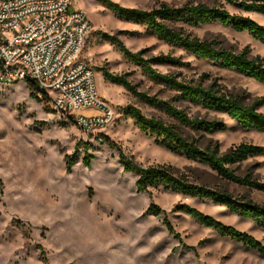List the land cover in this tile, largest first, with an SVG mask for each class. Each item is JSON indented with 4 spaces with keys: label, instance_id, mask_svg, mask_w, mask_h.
<instances>
[{
    "label": "rangeland",
    "instance_id": "1",
    "mask_svg": "<svg viewBox=\"0 0 264 264\" xmlns=\"http://www.w3.org/2000/svg\"><path fill=\"white\" fill-rule=\"evenodd\" d=\"M125 8L150 10L158 2L170 5L202 3L222 5L231 14L249 16L264 25V15L244 13L224 0H111ZM73 6L86 13L92 28L82 59L96 72L100 96L116 111L108 126L84 133L71 121L59 116L48 103L30 96L26 81L13 85L0 82V264H264V256L242 243L200 225L194 218L176 210L187 204L217 221L255 237L264 246V229L238 217L209 199L190 198L150 187L140 193L139 176L126 172L119 150L143 167L166 166L191 183L227 192L235 199L250 200L264 206V191L220 178L208 166L174 154L155 136L139 131L123 108L133 105L148 117H157L179 127L204 149L218 142L221 152L243 143L264 147V130H243L226 115L205 112L177 102L190 116L219 120L226 130L213 134L193 131L177 124L163 112L148 107L119 85L104 78V70L127 74L138 89L169 98L171 94L144 77L108 41L115 36L131 51L149 49L150 55L167 53L171 47L153 36L144 26L128 22L106 9L97 0H73ZM202 40H215L220 47L236 53L248 48L251 57L264 58V45L246 32L210 23L186 27ZM191 64L189 69L157 66L160 72L177 73L188 78L202 74L219 79L226 93L246 104L264 97V84L218 64L199 60L176 49ZM42 98L43 95H37ZM264 111V105L260 108ZM82 114L93 115V109ZM105 136L117 145L110 148L100 141ZM79 145L77 161L70 170L67 162ZM90 156L87 166L83 161ZM240 176L250 174L264 183V154L251 157L235 167ZM154 204L163 211L148 214ZM165 219L179 239L169 233Z\"/></svg>",
    "mask_w": 264,
    "mask_h": 264
},
{
    "label": "trees",
    "instance_id": "2",
    "mask_svg": "<svg viewBox=\"0 0 264 264\" xmlns=\"http://www.w3.org/2000/svg\"><path fill=\"white\" fill-rule=\"evenodd\" d=\"M106 9L116 15L144 26L148 32L159 41L169 45L171 50L167 53L150 55L149 49L138 52L129 50L115 36L108 37V41L130 63L139 68L142 75L150 82L166 90L171 94L169 98H162L158 94H149L140 91L133 82L128 80L127 74L115 75L104 70L106 81L123 87L134 98L145 105L176 121L177 124L193 131L213 134L226 130V124L219 120H208L198 116H190L186 109L180 108L175 103L180 102L189 107H198L205 112H214L226 115L235 121L243 130H264V111L260 108L264 105V97L256 99L252 104H244L239 97L226 93L219 79L202 74L195 78H188L177 73L160 72L157 66H167L169 69H189L191 64L185 62L182 56L174 55L176 49L182 50L187 55H192L199 60L212 61L220 67L232 70L240 75L264 84V58L251 57L248 48L236 53L220 47L217 41L202 40L192 35L186 27H199L210 23H218L232 27L237 32H246L253 40L264 45V25L253 20L249 16L231 14L222 5L208 6L202 3H185L182 5H170L164 1L158 2L150 10L138 8H125L111 0H97ZM230 6H237L244 13L264 15V0H224ZM30 96L40 102L37 96L35 83L26 80ZM42 101L48 102L47 96ZM124 115L131 118L139 131L150 136H155L170 152L184 154L188 160H194L208 166L217 175L227 181L246 186L252 189L264 191V183L253 179L250 174L240 176L235 167L251 157L264 154V147L243 143L230 148L227 152H221L218 142L210 143L202 149L195 139L183 135L177 125L166 123L157 117H148L133 105L123 108ZM101 142L110 148H117L107 137L101 136ZM77 145L75 153L67 162L70 170L77 161ZM120 158L126 172L139 176L136 186L140 193H149L150 187L162 186L165 190L190 198L209 199L216 205L228 209L240 218L252 221L258 227L264 229V206L250 200L235 199L227 192L191 183L185 176H176L171 167L148 166L143 167L133 161L120 149ZM90 165V156L83 161ZM0 185L2 182L0 180ZM176 210L194 218L200 225L217 231L222 236L242 243L244 246L258 251L264 256V246L252 235L240 232L231 226H227L211 216L205 215L200 210L187 204H178ZM159 206L152 204L148 214L159 216L162 214ZM165 225L169 233L177 234L169 222L165 219Z\"/></svg>",
    "mask_w": 264,
    "mask_h": 264
},
{
    "label": "built area",
    "instance_id": "3",
    "mask_svg": "<svg viewBox=\"0 0 264 264\" xmlns=\"http://www.w3.org/2000/svg\"><path fill=\"white\" fill-rule=\"evenodd\" d=\"M91 28L73 0H0V82L32 80L37 95L47 96L52 110L84 133L108 126L116 111L82 59ZM88 109L96 113H81Z\"/></svg>",
    "mask_w": 264,
    "mask_h": 264
},
{
    "label": "crops",
    "instance_id": "4",
    "mask_svg": "<svg viewBox=\"0 0 264 264\" xmlns=\"http://www.w3.org/2000/svg\"><path fill=\"white\" fill-rule=\"evenodd\" d=\"M95 111V110H94Z\"/></svg>",
    "mask_w": 264,
    "mask_h": 264
}]
</instances>
